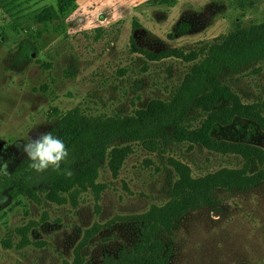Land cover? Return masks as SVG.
Segmentation results:
<instances>
[{
	"label": "rangeland",
	"instance_id": "1",
	"mask_svg": "<svg viewBox=\"0 0 264 264\" xmlns=\"http://www.w3.org/2000/svg\"><path fill=\"white\" fill-rule=\"evenodd\" d=\"M56 0L0 2V169L26 158L17 144L47 132L68 110L85 116L134 114L153 99L169 100L184 75L216 37L264 21V0H77L50 22L33 13ZM181 22L189 30L170 37ZM137 47H171L197 58L149 59ZM220 81L245 102L264 98V60L251 62ZM204 117L191 107L184 124ZM170 134V133H169ZM216 137L264 147V131L235 117L215 124ZM113 175L103 160L88 187L54 202L42 185L36 198L12 189L0 201V264H98L105 253L131 243L137 225L128 219L170 196L176 174L170 159L187 163L194 176L220 167H240L236 154L220 153L187 141L167 140L149 151L138 141ZM5 170H0L4 174ZM217 204L190 210L173 234L168 264H264V182L247 190L217 188ZM21 228L26 233L23 244Z\"/></svg>",
	"mask_w": 264,
	"mask_h": 264
},
{
	"label": "trees",
	"instance_id": "2",
	"mask_svg": "<svg viewBox=\"0 0 264 264\" xmlns=\"http://www.w3.org/2000/svg\"><path fill=\"white\" fill-rule=\"evenodd\" d=\"M76 1L56 0L55 5H45L34 12L32 21H53L68 12ZM176 1L153 0L166 5ZM189 28L188 23L181 22L168 35H182ZM132 47L154 60L175 56L189 61L198 56L195 51L184 53L175 47L151 51L137 47L134 42ZM202 55L189 68L169 100L153 99L134 114L123 116L89 117L78 107L68 110L47 131L59 133L68 150L60 168L50 166L37 173L29 167L30 160L26 157L13 168L11 176L15 178H3L0 187L36 198L38 187L46 185L48 198L62 202L68 194L74 197L88 187H98L96 179L103 160H107L113 175L118 173L132 148L130 144H113L117 139L138 141L149 151L160 150L163 143L173 139L239 155L243 159L240 167L224 166L200 176H194L187 163L170 159L176 179L170 187L168 200L163 204H151L142 213L129 216L128 219L137 225L136 238L115 253H105L98 263L168 264L173 250L172 234L183 215L200 207L215 206L217 188L247 190L264 182V147L212 134L215 124H229L235 117L252 121L264 131V98L245 102L229 85L220 81V76L227 72H236L251 62L264 60V21L216 37ZM191 107L204 113L196 126L184 124ZM68 170L71 176L66 174ZM21 233L25 244L28 240L24 228Z\"/></svg>",
	"mask_w": 264,
	"mask_h": 264
},
{
	"label": "clouds",
	"instance_id": "3",
	"mask_svg": "<svg viewBox=\"0 0 264 264\" xmlns=\"http://www.w3.org/2000/svg\"><path fill=\"white\" fill-rule=\"evenodd\" d=\"M17 148L26 153V157L30 160L29 167L37 173L45 171L50 166L59 169L61 162L68 156V150L60 134L53 132L40 133L37 138H30L27 143H18ZM6 168L5 163L0 170L6 171ZM66 174L71 176V170Z\"/></svg>",
	"mask_w": 264,
	"mask_h": 264
},
{
	"label": "flooded vegetation",
	"instance_id": "4",
	"mask_svg": "<svg viewBox=\"0 0 264 264\" xmlns=\"http://www.w3.org/2000/svg\"><path fill=\"white\" fill-rule=\"evenodd\" d=\"M13 171V169H12ZM11 171V172H12ZM11 172L10 171H6L4 174H0V181L3 180V178L9 177L11 176ZM13 179L15 178L14 176H11ZM5 192L8 193V189H6V187H0V201H2L4 199V194Z\"/></svg>",
	"mask_w": 264,
	"mask_h": 264
}]
</instances>
